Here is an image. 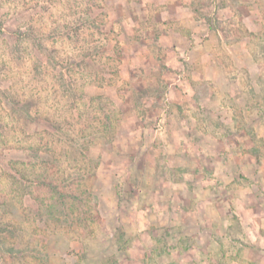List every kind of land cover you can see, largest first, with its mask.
<instances>
[{"label": "rangeland", "instance_id": "374dc122", "mask_svg": "<svg viewBox=\"0 0 264 264\" xmlns=\"http://www.w3.org/2000/svg\"><path fill=\"white\" fill-rule=\"evenodd\" d=\"M0 20V264H264V0Z\"/></svg>", "mask_w": 264, "mask_h": 264}, {"label": "trees", "instance_id": "16d2710c", "mask_svg": "<svg viewBox=\"0 0 264 264\" xmlns=\"http://www.w3.org/2000/svg\"><path fill=\"white\" fill-rule=\"evenodd\" d=\"M2 26H3V22L0 20V32L2 31ZM40 49L43 50L44 49V46L42 44H40ZM104 121H102V127H103V133H105L103 136L104 138H108V139H111V137H113V120L117 119L116 116H110V112L106 111L104 113V117H103ZM105 130V132H104ZM40 179V178H39ZM40 183L46 187H49L53 192H55L59 197H60V200L63 202V203H66L64 204L65 206H67L69 202H67L70 198L71 200H78L76 199L77 196H75V194H73L72 191H69V192H64L62 190H59V187L57 184H55L54 180L52 179H49L48 177L45 179H40ZM71 204L69 205V208H74V207H77L78 205L75 204V201L70 202Z\"/></svg>", "mask_w": 264, "mask_h": 264}]
</instances>
